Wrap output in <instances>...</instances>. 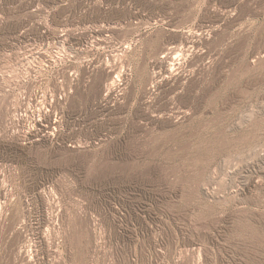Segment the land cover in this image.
I'll list each match as a JSON object with an SVG mask.
<instances>
[{
    "label": "rangeland",
    "instance_id": "1",
    "mask_svg": "<svg viewBox=\"0 0 264 264\" xmlns=\"http://www.w3.org/2000/svg\"><path fill=\"white\" fill-rule=\"evenodd\" d=\"M0 264H264V0H0Z\"/></svg>",
    "mask_w": 264,
    "mask_h": 264
},
{
    "label": "bare ground",
    "instance_id": "2",
    "mask_svg": "<svg viewBox=\"0 0 264 264\" xmlns=\"http://www.w3.org/2000/svg\"><path fill=\"white\" fill-rule=\"evenodd\" d=\"M64 36V35H63ZM185 52V50L184 49H182L181 48V50H176L174 53H176V54H183ZM123 56V55H122ZM166 58H168V59H172L173 60V62H175L174 60L176 59V57L175 56H172L171 54H169V53H167L166 54V56H165ZM171 60V61H172ZM179 61V60H178ZM175 65V64H174ZM183 65V64H182ZM173 66V65H172ZM107 67V66H106ZM94 68V67H93ZM181 68V67H180ZM84 70V69H83ZM114 70H115V67L113 66L112 67V65H111V67H109V68H104V70H103V76H104V79H108L109 77H111L112 75H113V72H114ZM178 72V71H177ZM102 81V80H101ZM115 84V83H114ZM113 86H109V85H106V84H104V83H102V82H100L99 84H98V86H97V88H96V98H103V97H108V95L113 91ZM46 97V96H45ZM34 99V98H33ZM52 104V103H51ZM46 109V108H45ZM48 110V109H47ZM39 111V110H38ZM46 113V112H45ZM46 116H49V118H50V115L48 114V113H46ZM48 118V117H47ZM57 121V120H56ZM55 124H57V123H55ZM54 124V122H51L50 121V126L51 125H55ZM56 126V125H55ZM56 130V129H55ZM60 130V129H59ZM54 134V133H53ZM49 135V134H48ZM51 136V135H50ZM2 180V179H1ZM7 192V191H6ZM8 220V219H7ZM11 234V233H10ZM18 251V250H17ZM22 257V256H21ZM30 258V257H29ZM31 259V258H30ZM28 261V260H27Z\"/></svg>",
    "mask_w": 264,
    "mask_h": 264
}]
</instances>
